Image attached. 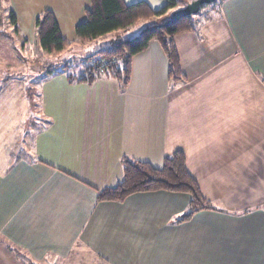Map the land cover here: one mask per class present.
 <instances>
[{
	"label": "crops",
	"instance_id": "obj_1",
	"mask_svg": "<svg viewBox=\"0 0 264 264\" xmlns=\"http://www.w3.org/2000/svg\"><path fill=\"white\" fill-rule=\"evenodd\" d=\"M138 1L147 2L127 3ZM5 4L23 48L37 46L43 11L74 42L90 9L89 0ZM196 18L172 40L180 83L156 42L131 59L126 85L106 74L46 77L37 96L46 126L13 161L0 107V264H264V0L215 1ZM175 152L214 210L180 222L185 194L97 200L122 180L123 160L160 168Z\"/></svg>",
	"mask_w": 264,
	"mask_h": 264
},
{
	"label": "trees",
	"instance_id": "obj_2",
	"mask_svg": "<svg viewBox=\"0 0 264 264\" xmlns=\"http://www.w3.org/2000/svg\"><path fill=\"white\" fill-rule=\"evenodd\" d=\"M1 1L7 3V0ZM89 1L90 9L86 11L85 20L75 27L76 39L74 42L67 41L61 35L51 11L45 10L37 17L35 21L36 41L43 54H61L74 44L84 45L86 42L105 39L107 35L112 33L123 35L139 25L145 26L135 38H120L119 41L87 57L86 59L99 58V62L94 68L95 74L87 72L83 77L75 79L67 77L70 82L92 83L99 76L98 68L105 64V72L114 71L115 74L112 77L119 79L123 85H126L129 80L131 59L145 51L152 42L158 43L162 48L167 59L170 78L178 83L184 80L180 74L178 58L172 40L176 35L194 29L193 16L182 18L169 26H161L165 21L162 24L156 23L168 12L175 11L180 0H165L166 4L157 10L152 9L145 1H138L133 4H125L123 0ZM9 22L14 33L18 34L15 17L11 11H9ZM153 26H157V28L152 31L146 30ZM21 41L26 43L24 39ZM118 63L119 66L121 65V69L117 72L112 65L118 66ZM67 68L66 65L63 70ZM122 174V180L115 187L98 192V201H122L127 196L136 193L164 191L189 196V211L181 216L180 222L190 220L195 213L201 210H214L210 203L202 197L196 182L187 172L185 159L181 152H175L166 157L160 168H153L148 163L123 160Z\"/></svg>",
	"mask_w": 264,
	"mask_h": 264
},
{
	"label": "rangeland",
	"instance_id": "obj_3",
	"mask_svg": "<svg viewBox=\"0 0 264 264\" xmlns=\"http://www.w3.org/2000/svg\"><path fill=\"white\" fill-rule=\"evenodd\" d=\"M125 1L126 3L128 2V0ZM189 1L180 0L177 9L183 8ZM147 2L154 10L160 9L166 4L165 0H147ZM5 5L0 0V90L2 85L8 83L9 85L6 89L0 91V107L4 110L1 123L4 125V132L2 133L3 141L5 142L4 149L8 154V158L13 161L16 157H22L28 152L29 148L27 145L33 138L35 127L39 130L46 126L47 122L45 119L40 118L41 114L38 112L37 99L38 96L40 101L41 90L39 85L43 81L45 82V77H72V79H75L85 76L87 72L95 74L94 68L99 62V58L86 59L87 57L119 41L120 38L133 39L141 30L138 31L135 27L123 35L109 34L106 36L107 40H94L86 42L84 45L80 43L74 44L61 54H43L40 50H37V48L39 49L37 42V46L34 48L30 46L29 48H23L25 43H22L20 35L14 33V29L9 22V10ZM206 8L207 5H204L193 16L192 22L194 24L196 23V17H201L205 13ZM172 12H168L156 23L162 24L170 17ZM66 65L68 68L63 70ZM112 66L117 72L121 69L119 63L118 66ZM50 73L53 74L47 76ZM105 74L106 76H114L115 72L109 70ZM103 75H99L94 81L104 78ZM23 90L27 93L28 98L25 103L22 94ZM19 125L21 126L20 130L15 131L14 128L20 127ZM22 126H24L23 129ZM8 129L9 132H6Z\"/></svg>",
	"mask_w": 264,
	"mask_h": 264
},
{
	"label": "water",
	"instance_id": "obj_4",
	"mask_svg": "<svg viewBox=\"0 0 264 264\" xmlns=\"http://www.w3.org/2000/svg\"><path fill=\"white\" fill-rule=\"evenodd\" d=\"M216 0H192L185 4L183 8L177 9L173 11L170 15V17L161 25V26H169L171 24L176 23L182 18H187L190 16L196 15L200 9L204 5H210L213 4ZM157 26L150 27L146 30L152 31L156 29Z\"/></svg>",
	"mask_w": 264,
	"mask_h": 264
},
{
	"label": "built area",
	"instance_id": "obj_5",
	"mask_svg": "<svg viewBox=\"0 0 264 264\" xmlns=\"http://www.w3.org/2000/svg\"><path fill=\"white\" fill-rule=\"evenodd\" d=\"M104 67H105V64H102L101 67L98 68V74L99 75L105 74V70H104L105 68Z\"/></svg>",
	"mask_w": 264,
	"mask_h": 264
}]
</instances>
